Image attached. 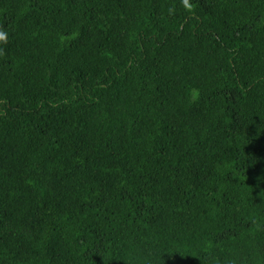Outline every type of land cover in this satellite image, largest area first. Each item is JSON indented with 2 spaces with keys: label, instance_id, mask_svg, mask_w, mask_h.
<instances>
[{
  "label": "trees",
  "instance_id": "obj_1",
  "mask_svg": "<svg viewBox=\"0 0 264 264\" xmlns=\"http://www.w3.org/2000/svg\"><path fill=\"white\" fill-rule=\"evenodd\" d=\"M0 0V264H264V0Z\"/></svg>",
  "mask_w": 264,
  "mask_h": 264
},
{
  "label": "clouds",
  "instance_id": "obj_2",
  "mask_svg": "<svg viewBox=\"0 0 264 264\" xmlns=\"http://www.w3.org/2000/svg\"><path fill=\"white\" fill-rule=\"evenodd\" d=\"M184 6L188 8L189 10L192 9V5L189 2V0H184ZM7 33L4 31H0V43H7Z\"/></svg>",
  "mask_w": 264,
  "mask_h": 264
}]
</instances>
